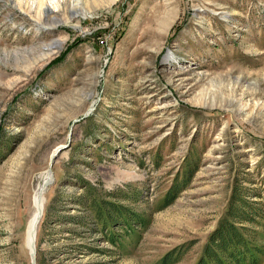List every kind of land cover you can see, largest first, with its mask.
<instances>
[{
    "label": "rangeland",
    "instance_id": "1",
    "mask_svg": "<svg viewBox=\"0 0 264 264\" xmlns=\"http://www.w3.org/2000/svg\"><path fill=\"white\" fill-rule=\"evenodd\" d=\"M71 128L37 263L158 264L185 244L174 264H197L237 179L264 202V0H0V264H32L34 192ZM86 182L147 225L118 248L75 223Z\"/></svg>",
    "mask_w": 264,
    "mask_h": 264
},
{
    "label": "trees",
    "instance_id": "2",
    "mask_svg": "<svg viewBox=\"0 0 264 264\" xmlns=\"http://www.w3.org/2000/svg\"><path fill=\"white\" fill-rule=\"evenodd\" d=\"M71 49V46H68L47 65V68L63 61ZM82 187L84 192L76 201L88 215L74 217L73 221L89 226L88 231L94 235L100 234L98 239L120 248L127 237L147 225L146 217L132 207L102 199L97 187L90 182H86ZM246 189L240 180L235 181L226 210L210 233L197 264H261L264 245L259 242L258 227L264 219V202L256 199L263 196L254 194L257 198L253 199ZM91 249L100 251L98 247ZM186 250L185 244L174 248L168 251L158 264H174Z\"/></svg>",
    "mask_w": 264,
    "mask_h": 264
},
{
    "label": "bare ground",
    "instance_id": "3",
    "mask_svg": "<svg viewBox=\"0 0 264 264\" xmlns=\"http://www.w3.org/2000/svg\"><path fill=\"white\" fill-rule=\"evenodd\" d=\"M113 1L115 0H109V4H111ZM73 9L74 10L77 9L75 4H73ZM170 57L171 55L168 54L166 56V61L167 59H170ZM56 149L57 148L54 149L53 153L56 151ZM52 176H53V173L50 171V168L44 171L41 174V180L39 181V184L34 192V198H33L34 210L29 220L28 230H27V243H28V247L31 250L30 251L31 254L34 252V246L36 247L35 238H36L38 226H39V223L43 215V211H44V206H45V196L44 195L46 193V188L49 186V184L51 185V182H53L55 179L54 176L52 179Z\"/></svg>",
    "mask_w": 264,
    "mask_h": 264
},
{
    "label": "water",
    "instance_id": "4",
    "mask_svg": "<svg viewBox=\"0 0 264 264\" xmlns=\"http://www.w3.org/2000/svg\"><path fill=\"white\" fill-rule=\"evenodd\" d=\"M95 107L93 106L91 109H89L85 114L84 116H82V118H84L86 115L89 114V112H91ZM81 118H78L75 120L76 121H79ZM72 134H73V128H71L70 130V133H69V141L63 145H59L58 148L56 149V151L52 154L51 156V160H50V171L53 173V166L55 164V161L57 160V158L59 157L60 153L71 146V140H72ZM53 182H51L52 184ZM50 188V185L47 187L46 189V192L47 190ZM42 214V213H41ZM37 248L34 246V252L31 254V263L32 264H38L37 263Z\"/></svg>",
    "mask_w": 264,
    "mask_h": 264
}]
</instances>
